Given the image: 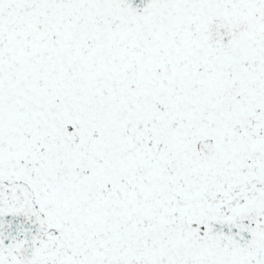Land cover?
<instances>
[{"label":"snow or ice","instance_id":"1","mask_svg":"<svg viewBox=\"0 0 264 264\" xmlns=\"http://www.w3.org/2000/svg\"><path fill=\"white\" fill-rule=\"evenodd\" d=\"M0 264H264V0H0Z\"/></svg>","mask_w":264,"mask_h":264}]
</instances>
